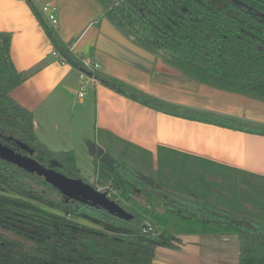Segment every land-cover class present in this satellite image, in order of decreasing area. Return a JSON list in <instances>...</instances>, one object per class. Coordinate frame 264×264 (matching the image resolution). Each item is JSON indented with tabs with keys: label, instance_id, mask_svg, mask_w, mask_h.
Listing matches in <instances>:
<instances>
[{
	"label": "trees",
	"instance_id": "16d2710c",
	"mask_svg": "<svg viewBox=\"0 0 264 264\" xmlns=\"http://www.w3.org/2000/svg\"><path fill=\"white\" fill-rule=\"evenodd\" d=\"M26 2L56 59L80 69L34 0ZM97 2L121 34L184 77L264 100V0ZM92 74L157 111L264 135V125L168 103L119 79ZM25 77L10 57V33L0 31V128L34 148L40 162L37 151L47 147L36 134L33 113L11 96ZM96 139L92 182L79 174L74 150L52 151L61 164L53 169L94 190L104 187L133 219L66 196L0 158V264H153L157 246L183 234L235 235L238 264H264V176L166 147L158 148L154 169L148 151L104 130L97 131ZM224 171L236 180L228 184ZM216 173L221 180L213 178ZM221 181L228 188L219 189ZM134 191L144 194L147 205L132 196ZM153 199L160 208L150 203Z\"/></svg>",
	"mask_w": 264,
	"mask_h": 264
},
{
	"label": "crops",
	"instance_id": "0c3cea01",
	"mask_svg": "<svg viewBox=\"0 0 264 264\" xmlns=\"http://www.w3.org/2000/svg\"><path fill=\"white\" fill-rule=\"evenodd\" d=\"M34 2L38 10L44 4L56 7L58 24L53 29L60 42L72 56L98 62L101 74L168 103L264 125V100L184 77L150 53L134 50L142 57H132L114 42L130 49L104 22L97 0ZM0 31L10 33V57L26 76L11 96L33 113L37 136L64 138L72 129L84 135L89 129L93 134L104 130L148 151L153 163L158 148L166 147L205 163L264 176V135L157 111L98 81H86L79 96V70L52 54L50 39L26 0H0ZM177 238L157 246L153 264H238L235 235Z\"/></svg>",
	"mask_w": 264,
	"mask_h": 264
},
{
	"label": "water",
	"instance_id": "95a60500",
	"mask_svg": "<svg viewBox=\"0 0 264 264\" xmlns=\"http://www.w3.org/2000/svg\"><path fill=\"white\" fill-rule=\"evenodd\" d=\"M104 22H107V24L112 28L115 37H117L118 39L122 38L128 44L127 46H129L130 49H128V47L120 45L117 41H114L116 44H118V46L122 47L130 54H132V57H142V54L133 52L134 50L149 54V52L132 43L125 35L121 34L106 18L104 19ZM151 57L154 58V55L151 54ZM0 137L13 141L16 145H18L20 149L28 152V156L22 155L21 153L16 152L0 141L1 159H4L10 164L22 167L32 174L42 177L46 182L58 188L66 196L80 199L81 201L92 204L93 206H98L124 219H133V217L129 213L124 211L115 201L111 200L108 197L107 190H94L93 188L81 183L78 180H73L67 177L58 170L45 166L35 159L34 148H32L29 144L16 139L1 128Z\"/></svg>",
	"mask_w": 264,
	"mask_h": 264
},
{
	"label": "rangeland",
	"instance_id": "374dc122",
	"mask_svg": "<svg viewBox=\"0 0 264 264\" xmlns=\"http://www.w3.org/2000/svg\"><path fill=\"white\" fill-rule=\"evenodd\" d=\"M71 131V136L69 135L68 137H59L56 135L53 136H49L46 134H38V136L40 135V141L41 143H43L47 148L43 149L40 148L37 151V158L44 162V164L49 167V168H61V164L52 156L51 152L52 151H61V150H74L75 151V162H76V168L79 172V174L81 175L82 178H84L85 180H88L89 182H92V179L95 176V167H94V146L95 144H97V139H96V133L93 134L92 132H89L84 135V134H80L77 132V130L72 129ZM63 132V131H62ZM51 135V134H50ZM43 141V142H42ZM150 166V165H149ZM153 168L156 169L157 168V164L153 163ZM200 166V164H199ZM151 171L152 170H148ZM197 174L201 173L203 174V171L201 170V172H198L197 170H195ZM220 172V170H218ZM155 173V171H153ZM152 172V173H153ZM218 172V173H219ZM225 172V180H230V182L227 183L231 184V181H235L236 179L233 178V176L230 173H226ZM153 173V174H154ZM221 173V172H220ZM207 177H212L210 174L206 175ZM213 178H216V180H221L222 179V174H217L213 176ZM228 184L224 185L222 184V181L220 182V186L219 189H226L228 188ZM233 186V185H231ZM101 191L105 190L104 187H100L99 188ZM133 197H135L138 201H140L142 204L147 205L148 201L146 199V197L144 196V194L142 193H138L137 191L133 193L132 195ZM152 204L155 205H159L158 200L153 199L151 200ZM81 222H86V220L80 219Z\"/></svg>",
	"mask_w": 264,
	"mask_h": 264
},
{
	"label": "built area",
	"instance_id": "2783aa9c",
	"mask_svg": "<svg viewBox=\"0 0 264 264\" xmlns=\"http://www.w3.org/2000/svg\"><path fill=\"white\" fill-rule=\"evenodd\" d=\"M55 11H56V7L54 5L44 4L41 6V12L44 14L50 26L54 29H56L57 24H58V18H57ZM52 54L56 55L54 52H52ZM74 59L77 62H79L81 65L80 69H78L79 79H80V87H79L78 95L83 96L84 91L86 89V81L91 82V84L97 81L95 76L92 73H94L95 71H98L100 65L98 62L93 61L90 58H86V57H82V58L74 57ZM59 61L61 63H66L63 58H61ZM86 70L92 73L89 74L86 72Z\"/></svg>",
	"mask_w": 264,
	"mask_h": 264
},
{
	"label": "flooded vegetation",
	"instance_id": "af4514ba",
	"mask_svg": "<svg viewBox=\"0 0 264 264\" xmlns=\"http://www.w3.org/2000/svg\"><path fill=\"white\" fill-rule=\"evenodd\" d=\"M0 141H1L2 143H4L5 145L9 146L11 149L15 150L16 152L21 153L22 155L28 156V152H26V151L23 150V149H20V148L18 147V145H16L13 141H11V140H7V139H5V138H3V137H0ZM35 153H36V152H35ZM40 163H42V162L40 161ZM42 164H44V163H42ZM44 165H45V164H44ZM45 166H46V165H45Z\"/></svg>",
	"mask_w": 264,
	"mask_h": 264
}]
</instances>
